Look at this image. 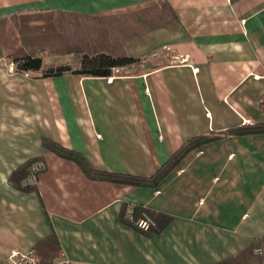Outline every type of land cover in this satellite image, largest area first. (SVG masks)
<instances>
[{
  "label": "crops",
  "instance_id": "crops-1",
  "mask_svg": "<svg viewBox=\"0 0 264 264\" xmlns=\"http://www.w3.org/2000/svg\"><path fill=\"white\" fill-rule=\"evenodd\" d=\"M56 13L118 16L101 45L142 61L42 77L0 48V260L35 249L70 264H264V133L242 132L264 123V0H0V22L23 23L4 44L71 63L43 47ZM206 136L157 186L92 178L44 145L151 177ZM36 158L46 168L20 187L12 175ZM130 205L156 225L138 229Z\"/></svg>",
  "mask_w": 264,
  "mask_h": 264
},
{
  "label": "trees",
  "instance_id": "trees-1",
  "mask_svg": "<svg viewBox=\"0 0 264 264\" xmlns=\"http://www.w3.org/2000/svg\"><path fill=\"white\" fill-rule=\"evenodd\" d=\"M111 21L113 23L117 22L118 16L87 17L75 14H54L52 20L53 30L44 34V50L48 49L52 53L60 55L73 53L78 58L77 64L69 62L45 63L42 56L27 53L24 48L16 44H12L11 47L5 45L4 40L7 38L8 34L1 39V35L7 32V30H4V27L0 28V48L3 54L12 59L15 63V68L19 71L34 73L42 77L59 76L68 72L83 76L108 77L113 75L114 71L117 69L123 73V71H121L123 68H133L138 66L142 61L140 58L130 57L126 54H115L101 45V42H105V37H107L104 34L103 28L108 23H111ZM45 38H47V40H45ZM5 48L9 51L8 53H4ZM242 132L264 133V123L248 126L244 128ZM210 139L211 138L207 136L190 139L151 177L97 170L82 154L75 150L69 149L47 138L44 139V145L60 156L76 161L86 174L92 178L140 186H157L169 172H172L180 164L183 160L182 158H184L188 152L196 148V146L202 142H207ZM39 159L41 158L28 161L25 166L19 167L12 175V179L16 178L20 187L29 188L33 186L23 185V180L30 174L32 164ZM135 211H146L149 213L143 208H136ZM54 258H42L41 262L42 264H51Z\"/></svg>",
  "mask_w": 264,
  "mask_h": 264
},
{
  "label": "built area",
  "instance_id": "built-area-1",
  "mask_svg": "<svg viewBox=\"0 0 264 264\" xmlns=\"http://www.w3.org/2000/svg\"><path fill=\"white\" fill-rule=\"evenodd\" d=\"M46 168V163L43 159H39L32 164L31 172L27 178L23 180V185H33L37 182L39 173ZM134 205L129 206L127 217L133 224L142 231H149L155 225L154 218L147 212H143L137 216L134 214ZM259 254H263V249H257ZM68 258L55 259L51 264H70ZM0 264H42L41 259L35 249L27 251H13L4 260H0Z\"/></svg>",
  "mask_w": 264,
  "mask_h": 264
},
{
  "label": "rangeland",
  "instance_id": "rangeland-1",
  "mask_svg": "<svg viewBox=\"0 0 264 264\" xmlns=\"http://www.w3.org/2000/svg\"><path fill=\"white\" fill-rule=\"evenodd\" d=\"M52 20H53V18H52ZM52 20L50 19L49 21H46L47 23H45V26L47 27V29H46V27H45V29L43 30V32H44V34L46 33V32H50V31H52L53 29V24H52ZM7 26H9L10 27V29L9 30H7V32H5L4 34H2L1 35V39H3L4 37H5V35L6 34H8V36H7V38H10L11 36H15V34L17 33L18 35L22 32V30H21V26H23V23H22V20H21V18L20 17H14V18H12V19H10V20H5V21H1L0 22V27L2 28V27H7ZM12 29H15V30H13L12 31ZM6 31V30H5ZM13 34V35H12ZM43 34V35H44ZM6 38V39H7ZM45 40H47V38H45ZM48 50V49H47ZM49 51V50H48ZM9 51L7 50V48H5L4 49V53H8ZM46 56H48V54H46ZM72 57V61H71V63H73V64H77V61H78V58H77V56H71Z\"/></svg>",
  "mask_w": 264,
  "mask_h": 264
}]
</instances>
